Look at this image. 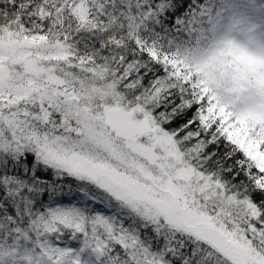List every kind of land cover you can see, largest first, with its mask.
Here are the masks:
<instances>
[{"label":"snow or ice","instance_id":"6c2138e0","mask_svg":"<svg viewBox=\"0 0 264 264\" xmlns=\"http://www.w3.org/2000/svg\"><path fill=\"white\" fill-rule=\"evenodd\" d=\"M0 264H264V0H0Z\"/></svg>","mask_w":264,"mask_h":264},{"label":"trees","instance_id":"16d2710c","mask_svg":"<svg viewBox=\"0 0 264 264\" xmlns=\"http://www.w3.org/2000/svg\"><path fill=\"white\" fill-rule=\"evenodd\" d=\"M221 150H223V148Z\"/></svg>","mask_w":264,"mask_h":264}]
</instances>
